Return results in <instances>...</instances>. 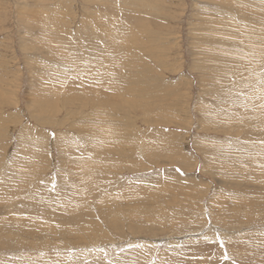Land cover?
<instances>
[{
    "label": "rangeland",
    "instance_id": "rangeland-1",
    "mask_svg": "<svg viewBox=\"0 0 264 264\" xmlns=\"http://www.w3.org/2000/svg\"><path fill=\"white\" fill-rule=\"evenodd\" d=\"M259 3L0 0V264H264ZM104 58L114 92L86 98L110 101L66 104L74 63ZM34 78L61 88L46 114Z\"/></svg>",
    "mask_w": 264,
    "mask_h": 264
},
{
    "label": "bare ground",
    "instance_id": "bare-ground-1",
    "mask_svg": "<svg viewBox=\"0 0 264 264\" xmlns=\"http://www.w3.org/2000/svg\"><path fill=\"white\" fill-rule=\"evenodd\" d=\"M257 3V2H256ZM259 6H262V4L261 3H259ZM243 7V6H242ZM262 7H264V6H262ZM241 8V7H240ZM243 8H245V7H243ZM263 10V9H262ZM117 33V32H116ZM217 42V41H216ZM46 44H50L49 42H47L46 41ZM50 47V46H49ZM48 48V47H47ZM75 50V49H74ZM51 51V50H50ZM79 51V50H78ZM94 51H97L96 49H91V50H88V51H83V50H81L79 53H82V54H84V56H90L91 54H94ZM47 52V51H46ZM54 52V51H53ZM101 52V51H100ZM254 52V51H253ZM211 54V53H210ZM48 55V54H47ZM46 55V56H47ZM50 55V54H49ZM251 55V54H250ZM61 56V55H60ZM103 57V56H102ZM112 57V56H111ZM254 57V56H253ZM58 58V57H57ZM61 58V57H60ZM246 58H247V56H246ZM62 59V58H61ZM246 60V59H245ZM60 61V60H59ZM92 63H97L98 65H100V64H103V65H105V67L107 68V72L108 73H105L103 70H100L101 68H100V66H96L95 67V65L91 68V66H92ZM60 64V63H59ZM75 64V66L77 67V68H79L82 72L81 73H79V74H75V75H73L72 76V78L70 77V80L71 81H68V83H70L69 84V87H67V88H69V90L67 91V93H65V91H64V93L65 94H67V98H64V102L66 103V104H71L73 101H74V99H75V93H78V90H80V91H83L84 92V94L83 95H81L80 96V98H78L77 97V99H76V101L77 102H79L82 106H80L81 108H83V107H89L90 108V110H94V107L96 108V106H100V105H103V104H105V103H107V102H109L110 101V99H108L107 100V98H105V97H102V96H100L99 98H86V97H91L90 96V93H88V92H92V88H94L97 92H99V91H107V89L109 88V90L111 91V90H113V92H114V89L111 87V85H114V84H111L110 85V82H112V80H111V75L112 74H114V75H116L115 73H113L112 72V70H113V66H115V65H117V66H121L120 65V63H119V61H116V62H114V58H112V60H109V59H106L105 60V58H104V62L103 63H100V62H95V61H80V62H76V63H74ZM83 64H85V68H87V69H84V68H82V67H79V65H83ZM78 65V66H77ZM76 67H73L74 68V71L76 70ZM89 68H91V69H89ZM73 71V70H72ZM71 71V72H72ZM99 71H101V73L99 72ZM69 73H70V71H68ZM67 72V73H68ZM95 72V73H94ZM84 73V75H82ZM73 74V73H72ZM69 76H70V74H68ZM96 75H101L99 78L100 79H103L101 82H103V84H106V82L108 83V84H106V85H104V86H101V85H97V84H94V80L93 79H95V76ZM98 78V77H97ZM67 79V78H66ZM34 80V82H33V86H30L29 87V90H30V92L33 90V91H36L35 93H36V96H35V99H37L38 98V103H37V105H38V107H37V109H38V112L39 113H42V112H45V110H49V108H47V103H49V101H52V100H54V99H50L49 97H47V95L49 94V91H51L50 90V88H48V86H50V87H53L52 89H54V92H52V93H50L52 96L55 94V92H57L58 91V89H61V88H57L56 89V86H52L51 84L49 85V84H41V83H39V84H37L36 83V81L35 80H37V78H34L33 79ZM65 80V79H64ZM129 81V80H128ZM119 82V81H118ZM63 83V82H62ZM116 84V83H115ZM134 84V83H133ZM57 85V84H56ZM130 85V84H129ZM64 86V85H63ZM115 86V85H114ZM64 88H66V87H64ZM121 88V87H120ZM116 89V88H115ZM57 90V91H56ZM32 91V92H33ZM48 91V92H47ZM121 92V91H120ZM105 94H106V92H104ZM116 94V93H115ZM118 94H119V92H118ZM142 94V93H141ZM140 94V95H141ZM146 94V93H145ZM4 95V94H3ZM104 95V94H103ZM152 95V94H151ZM48 96H50V95H48ZM83 96H85V97H83ZM106 96V95H105ZM143 96V95H142ZM109 97V96H108ZM117 97V96H116ZM139 97V96H138ZM141 97V96H140ZM34 99V100H35ZM63 99V98H62ZM86 100V101H85ZM119 100V99H118ZM124 100V99H123ZM87 101H89V102H87ZM126 101V100H125ZM129 102V101H128ZM74 103H75V101H74ZM122 103V102H121ZM120 103V104H121ZM124 103V102H123ZM126 103V102H125ZM124 103V104H125ZM117 104V103H116ZM115 104V105H116ZM127 104V103H126ZM140 104V103H139ZM135 105V104H134ZM106 106V105H105ZM118 106V105H117ZM140 106V105H139ZM69 108V107H68ZM98 108V107H97ZM104 108V107H103ZM111 108V107H110ZM116 108V107H115ZM122 108V107H121ZM139 108V107H138ZM102 109V108H101ZM134 109V108H133ZM97 110V109H96ZM102 110H104V109H102ZM97 112H100L99 110H97ZM105 112H106V110H105ZM48 113V112H47ZM94 113V112H93ZM45 114H46V112H45ZM90 114V113H89ZM96 114V113H95ZM236 114V113H235ZM101 115V114H100ZM112 115V114H111ZM94 116H96V115H94ZM107 116V115H106ZM98 117H100L99 115H98ZM110 117V116H109ZM90 118H92V117H89V119ZM102 118V117H101ZM82 119V118H81ZM95 119V118H94ZM99 119V118H98ZM97 119V120H98ZM83 120V119H82ZM96 120V121H97ZM247 120V119H246ZM256 120V119H255ZM84 121V120H83ZM103 123V124H102ZM101 123V121H99V122H96L95 123V125L94 126H97V124H98V126L97 127H99V125H100V127L102 128L103 126L102 125H105L104 124V122H102ZM85 124H87V123H85ZM102 124V125H101ZM108 124V123H107ZM88 125V124H87ZM109 125V124H108ZM92 126V125H91ZM106 126V125H105ZM107 127V126H106ZM106 127H104V129H105V131L107 132L105 135H107V136H111L110 135V129H108V128H106ZM104 131V132H105ZM257 133V132H256ZM102 135H104V133H102ZM263 135V134H262ZM93 137V136H92ZM101 137V136H100ZM97 138H99V135L97 136ZM96 138V139H97ZM105 138V137H104ZM110 138V137H109ZM86 139V138H85ZM85 139H84V141H85ZM97 141V140H96ZM99 142H103V141H100L99 140ZM93 143V142H92ZM95 143V142H94ZM103 145V144H102ZM264 145V144H263ZM97 146V145H96ZM60 148V147H59ZM105 151V150H104ZM106 152V151H105ZM102 159V158H101ZM19 160V159H18ZM33 163H35V162H33ZM67 164V163H66ZM79 164V163H78ZM36 165H38V164H36ZM83 165H85V164H83ZM82 165V166H83ZM35 166V165H34ZM86 166V165H85ZM33 167V166H32ZM87 167V166H86ZM91 167V166H90ZM69 169V168H68ZM34 171H36L37 172V170L36 169H33ZM78 170V169H77ZM82 170H85V167H82ZM87 170V169H86ZM89 171L91 170V169H88ZM98 170V169H97ZM80 171V170H79ZM92 171V170H91ZM83 172H85V171H83ZM82 172V173H83ZM14 172H12L11 173V175L13 174ZM21 173V172H20ZM95 173V172H94ZM16 174V173H15ZM19 174V173H18ZM92 174V173H91ZM97 174V173H96ZM35 176V175H34ZM19 178H17V179H19L21 182H22V180H25V176H22V178H21V176H18ZM93 177V176H92ZM11 178V177H10ZM38 178V177H37ZM77 178V177H76ZM80 178V177H79ZM88 178V177H87ZM95 178V177H94ZM13 179V178H12ZM33 179V178H32ZM31 179V180H32ZM39 179V178H38ZM70 179V178H69ZM93 179V178H92ZM16 180V179H15ZM18 180V181H19ZM27 180H29V179H27ZM34 180H36V177H35V179ZM73 180H74V178H73ZM82 180H83V178H82ZM87 180H89V179H87ZM86 180V181H87ZM98 180V179H97ZM12 181V180H11ZM33 181V180H32ZM68 181V180H67ZM79 181V180H78ZM90 181V180H89ZM88 181V182H89ZM92 181V180H91ZM8 182V181H7ZM15 182V181H14ZM26 182H28V181H26ZM31 181H29L28 182V184L30 183ZM64 182V181H63ZM81 182V181H80ZM4 183V182H3ZM10 183V182H9ZM16 183V182H15ZM14 183V184H15ZM24 183H25V181L23 182V185H24ZM69 183V182H68ZM72 183V182H71ZM82 183H83V185L85 184V180H83L82 181ZM90 183V182H89ZM111 183V182H110ZM8 184V183H7ZM11 184V183H10ZM13 184V183H12ZM18 184H22V183H18ZM32 184V183H31ZM34 184V183H33ZM32 184V185H33ZM94 184V183H93ZM39 185V184H38ZM68 185V184H67ZM78 185V184H77ZM76 185V186H77ZM80 185V184H79ZM97 185V184H96ZM101 185V184H100ZM110 185V184H109ZM142 185V184H141ZM10 186V185H9ZM25 186V185H24ZM31 186V185H30ZM66 186V185H65ZM69 186H70V183H69ZM69 186H68V188H69ZM87 186H89V185H87ZM95 186V185H94ZM104 186H105V184H104ZM19 187H20V185H19ZM18 187V188H19ZM26 187H28V186H26ZM78 187H80V186H78ZM92 187V186H91ZM91 187H90V189H91ZM20 188H22V187H20ZM30 188V187H29ZM34 188V187H33ZM36 188V187H35ZM80 188H82L81 189V191H83V190H85L87 187H85V188H83V187H80ZM147 188V187H146ZM5 189H6V187H5ZM24 189V188H23ZM37 189V188H36ZM62 189H63V187H62ZM70 189V188H69ZM89 189V190H90ZM96 189V188H95ZM94 189V190H95ZM99 189V188H98ZM135 190H136V188H134ZM2 190H4L3 188H2ZM25 190H26V188H25ZM24 190V191H25ZM31 190V189H30ZM30 190L28 189L27 191V194L30 192ZM38 190V189H37ZM76 190V189H75ZM87 190V189H86ZM91 190H93V189H91ZM9 191V190H8ZM20 191V190H19ZM41 191H43V190H41ZM70 191H71V194H70V192H68V197H69V195L72 197L71 198V200L69 201V200H65L64 198L61 200V198H60V201L57 203V206L58 207H62V206H65L68 202V204H67V207L68 206H71L72 204H73V206H74V203L76 202V193H78L77 191L75 192L73 189H70ZM80 191V193H82ZM104 191V190H103ZM116 191V190H115ZM143 191V190H142ZM92 192V191H91ZM4 193V192H3ZM65 193V192H64ZM84 193V192H83ZM18 194V193H17ZM34 194V193H33ZM38 194V193H37ZM43 194V193H42ZM46 194V193H45ZM79 194V193H78ZM90 194V193H89ZM96 194H97V192H96ZM139 194V193H138ZM23 195V194H22ZM80 195V194H79ZM91 195V194H90ZM140 195V194H139ZM4 195H2V197H3ZM24 196H25V194H24ZM42 196V195H41ZM40 196V197H41ZM48 196V195H47ZM52 196V195H51ZM8 197V196H7ZM14 197V196H13ZM20 197V196H19ZM21 197H23V196H21ZM30 197H32V196H30ZM45 197H46V195H45ZM44 197V198H45ZM54 196H52L51 198H53ZM57 197H59L58 196V194H57ZM62 197V196H61ZM79 197V196H78ZM87 197V196H86ZM95 197V196H94ZM93 196L91 197V198H94ZM138 197V196H137ZM9 198V197H8ZM7 198V199H8ZM26 198V197H25ZM29 198V197H28ZM33 198H37V197H35V195H34V197ZM56 198V197H55ZM54 198V199H55ZM67 198V197H66ZM88 198V197H87ZM129 198V197H128ZM10 199V198H9ZM23 199V198H22ZM40 199V198H39ZM43 199V198H42ZM57 199H59V198H56V200ZM106 199H107V197H106ZM136 199V198H135ZM18 200V199H17ZM36 200V199H35ZM79 200V199H78ZM80 200H82V199H80ZM89 200V199H88ZM101 200V199H100ZM10 201H11V199H10ZM15 201V200H14ZM24 201V200H23ZM22 201V202H23ZM27 201V200H26ZM37 201V200H36ZM105 201V200H104ZM20 201L18 200V202L17 203H19ZM28 202V201H27ZM26 202V203H27ZM43 202V201H42ZM61 202V203H60ZM79 202V201H78ZM88 202H90V201H88ZM106 202V201H105ZM25 203V201L23 202V204ZM31 203V202H30ZM52 203H53V201H52ZM20 204H21V202H20ZM19 204V205H20ZM38 204V203H37ZM44 204V203H43ZM45 204H47V203H45ZM84 203H82V202H79V205H83ZM95 204H96V202H95ZM6 205V204H5ZM8 205H14V202L11 204H8ZM33 205V204H32ZM36 205V204H35ZM48 205V204H47ZM49 205H50V203H49ZM54 205V203L52 204V206ZM16 205H14L13 207H15ZM21 206H24V205H21ZM91 206V205H90ZM27 207V206H26ZM25 207V208H26ZM30 207V206H29ZM35 207V206H34ZM38 207V206H37ZM39 207H40V205H39ZM44 207V206H43ZM79 206H76L75 207V209H77ZM93 207V206H92ZM95 207V206H94ZM5 208V207H4ZM3 208V209H4ZM9 208V207H8ZM19 208V207H18ZM49 208H51V207H49ZM53 208V207H52ZM71 208V207H70ZM96 208V207H95ZM1 209V208H0ZM29 209H31V207L29 208ZM39 209V208H38ZM43 209V208H42ZM54 209V208H53ZM26 210V209H25ZM45 210H46V206H45ZM51 211H52V209H50ZM61 210V209H60ZM21 211H23V210H21ZM47 211H49L48 209H47ZM63 211V210H62ZM65 211H69V207L68 208H66L65 209ZM76 211V210H75ZM93 211V210H92ZM127 211H129V210H127ZM148 211V210H147ZM10 212V211H9ZM131 212V211H130ZM46 213V212H45ZM50 213V212H49ZM52 213V212H51ZM100 213V212H99ZM103 213V212H102ZM150 213V212H149ZM54 214H56V213H54ZM57 215V214H56ZM127 215H128V213H127ZM145 215H146V213H145ZM106 216V215H105ZM130 216V215H129ZM139 216V215H138ZM85 217H87V216H85ZM152 217V216H151ZM51 218V217H50ZM72 218V217H71ZM13 219V218H12ZM154 220V219H153ZM70 221V220H69ZM72 221V220H71ZM142 221V220H141ZM129 222V221H128ZM119 223V222H118ZM148 224V223H147ZM110 225V224H109ZM146 225V224H145ZM150 225V224H149ZM129 226V225H128ZM152 227V226H151ZM145 228V227H144ZM153 228V227H152ZM211 229H213V227L211 226L210 227ZM44 229V228H43ZM80 232H81V230H79ZM97 231V230H96ZM145 232V231H144ZM47 233V232H46ZM70 235V234H69ZM65 236H68L67 234H65ZM90 238V237H89ZM120 242V241H119ZM179 243V242H178ZM237 245H238V243H237ZM240 245V244H239ZM239 247V246H238ZM179 250V249H178ZM231 251V250H230ZM182 252V251H181ZM131 253V257L130 258H132L133 256H136V255H140V254H142V252H140V251H133V252H131V251H129V252H126L125 254H127V256L126 257H128L129 256V254ZM233 253V252H232ZM239 253V252H238ZM164 254V253H163ZM235 256V255H234ZM121 257V256H120ZM46 258V257H45ZM50 258V257H49ZM63 258V257H62ZM116 258V257H115ZM58 259V258H57ZM119 259V258H118ZM118 259H114V260H118ZM232 259V258H231ZM240 259V258H239ZM46 260V259H45ZM56 260V259H55ZM55 260H53V261H55ZM122 260V259H121ZM125 260V259H124ZM134 260V259H133ZM35 261H36V259H35ZM51 261V260H50ZM59 261H60V259H59ZM96 262V261H95ZM130 262H133V261H130ZM141 262H143V260L141 261ZM162 262V261H161ZM118 263V262H117ZM116 263V264H117ZM122 263V262H121ZM70 264V263H69ZM95 264V263H94Z\"/></svg>",
    "mask_w": 264,
    "mask_h": 264
}]
</instances>
